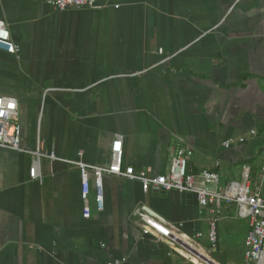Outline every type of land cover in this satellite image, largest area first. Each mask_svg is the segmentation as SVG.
Listing matches in <instances>:
<instances>
[{
	"label": "crops",
	"instance_id": "1",
	"mask_svg": "<svg viewBox=\"0 0 264 264\" xmlns=\"http://www.w3.org/2000/svg\"><path fill=\"white\" fill-rule=\"evenodd\" d=\"M0 20L20 47L0 48V95L19 102L28 150L0 149V264H187L156 229L205 235L194 193L105 175L101 207L91 176L85 217L80 169L62 159L109 166L121 138L123 167L153 176L180 147L193 150L190 169L218 171L222 186L245 167L251 175L264 151V0H95L63 11L0 0ZM223 205L221 264L222 229L239 211ZM245 226L244 240L251 219Z\"/></svg>",
	"mask_w": 264,
	"mask_h": 264
},
{
	"label": "built area",
	"instance_id": "2",
	"mask_svg": "<svg viewBox=\"0 0 264 264\" xmlns=\"http://www.w3.org/2000/svg\"><path fill=\"white\" fill-rule=\"evenodd\" d=\"M58 10L94 8L95 0H42ZM0 48L11 53L20 51V47L11 40L10 32L4 21L0 20ZM19 102L11 96L0 95V149L28 151L21 145L22 127L18 120ZM251 136L258 132L251 130ZM246 137H240L239 142H245ZM234 140L224 142L230 147ZM112 162L109 166H98L83 162L82 160H66L80 169L82 177V199L84 201V216L90 217L89 194L91 176L96 187V202L102 207L103 180L105 175L119 176L140 181L144 184L160 188L164 191L190 192L197 196L199 204L208 211V240L203 245L199 239L204 236L202 231L194 236L177 233L170 228L157 227V235L168 241L174 252L187 259L191 264H221L214 257V250L218 245V222L223 203H236L242 217L251 219V229L245 241V263L264 264V164L261 185L252 192L250 168L245 167L241 181H231L221 185L220 173L216 170L205 169L195 172L189 168V161L193 150L180 147L172 158L168 173L153 176L145 170L137 171L134 166L123 167L122 140L117 138L112 147ZM54 158L55 156L52 155ZM149 229L144 233L148 234ZM194 258L198 260L196 263ZM124 259H117L108 264H122Z\"/></svg>",
	"mask_w": 264,
	"mask_h": 264
},
{
	"label": "rangeland",
	"instance_id": "3",
	"mask_svg": "<svg viewBox=\"0 0 264 264\" xmlns=\"http://www.w3.org/2000/svg\"><path fill=\"white\" fill-rule=\"evenodd\" d=\"M264 157V151H261L260 154H257L255 159L250 161V164L252 166V172L250 175V180H251V188L252 192L255 191V188L259 185L262 184L263 179H262V173H263V159ZM241 167V166H240ZM241 169V168H240ZM237 173V172H236ZM242 171L239 174H231L230 179H238L242 180ZM264 189V185H263ZM224 209V205L222 207ZM223 214H224V210ZM221 213L219 214V217L223 216ZM233 226L227 227L228 230L225 229V226L223 224V229L222 232H224L225 236L223 238L229 239V252H228V258L225 261V264H244L245 263V241L244 240V234H245V228H246V223L249 224L250 219L249 218H243L239 211L236 213H233ZM221 219V218H220ZM219 225V222H218ZM222 227V226H221ZM249 230L246 233L245 239L247 238V234L250 231ZM208 232H209V226L207 228V231L205 232V235L203 238H200L199 241L202 243H209L208 240ZM187 264H191L187 261Z\"/></svg>",
	"mask_w": 264,
	"mask_h": 264
},
{
	"label": "bare ground",
	"instance_id": "4",
	"mask_svg": "<svg viewBox=\"0 0 264 264\" xmlns=\"http://www.w3.org/2000/svg\"><path fill=\"white\" fill-rule=\"evenodd\" d=\"M196 259V258H195ZM197 260V259H196Z\"/></svg>",
	"mask_w": 264,
	"mask_h": 264
}]
</instances>
